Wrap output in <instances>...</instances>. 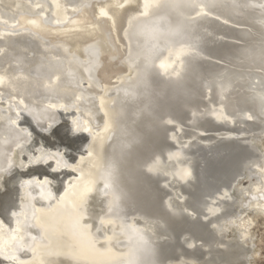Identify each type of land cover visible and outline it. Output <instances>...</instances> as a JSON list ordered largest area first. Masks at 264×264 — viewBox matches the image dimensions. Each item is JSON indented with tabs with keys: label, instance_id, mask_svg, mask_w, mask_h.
Instances as JSON below:
<instances>
[{
	"label": "bare ground",
	"instance_id": "obj_1",
	"mask_svg": "<svg viewBox=\"0 0 264 264\" xmlns=\"http://www.w3.org/2000/svg\"><path fill=\"white\" fill-rule=\"evenodd\" d=\"M96 1L101 2L94 10V2L88 8L93 15L76 18L69 16L74 11L65 10L69 17L58 20V25L54 26H45V21L51 23L50 19H43L49 11H41L39 7L44 9V5L39 2H30L33 8L29 12L40 10L44 17L38 14L21 18L24 29L34 24L39 26L40 31L34 33L50 43L52 54L59 55L56 52L58 46L68 47L70 55L74 54L79 64L89 71L94 85L80 68H71L68 63L66 67L70 68H62L64 64L55 67V61L47 62V53L45 58L38 56L30 61L18 55L15 61L21 62L23 68H0V112L8 110L9 116H14L12 111L16 110L21 117L18 102L32 99L36 105L40 104L41 111L38 109L34 117L41 129L51 130L59 122L64 124L65 116L73 123L75 132L88 136V140H82L78 149L72 150L74 155L68 158L64 151L71 149L66 144L50 145L46 140L40 143V137L28 124H18L20 132L31 133V142L13 129L12 121L15 123L18 118L8 121V115L5 118L0 115V127L6 129L9 138L8 141L0 139V264H138L132 257V245L138 242V247L142 248L147 244L144 239L158 245V257L148 264H223L240 258L241 264L245 261L256 263L257 257L251 259L250 252L244 257L241 251L246 243L244 232L236 240L222 245V241L218 243L213 239L212 222L229 212V206L221 204L217 207L215 202L229 198L232 189L237 190L239 206L249 205L264 214V158L260 160L250 145V141L264 139V0H213L212 5H208L207 0H197L204 9L194 12L186 4L183 12L189 18L204 12L215 18L213 30H218H211L210 41L216 46L212 54L204 56L208 64L201 68L204 74L197 79L198 83L189 80L193 83L189 96L184 97L187 102L184 106L177 103L179 97L173 87H155L158 95L153 97L151 114L157 116L156 122L167 130L160 137L146 135L145 144L124 156L122 161L128 160L125 164L123 161L124 168L119 169L120 173H126L127 179L137 182L141 178L143 184L140 187L151 201L148 210L133 208V213L108 212L106 196L109 191L102 190L105 173L102 168L109 146L103 142L111 134V93L122 92L118 90L119 84L140 70L127 62L123 34L130 21L141 18L145 0ZM241 1L244 2L242 7ZM228 2L237 6V14L240 13L236 22L226 18V9L233 6ZM72 4L74 10L82 6L80 0ZM210 6L215 7L213 11ZM87 20L90 22L86 23ZM13 22L16 21L10 24ZM13 30L0 28V35L8 36ZM51 37L58 39L51 41ZM88 37L91 40L84 42ZM149 37L137 50L139 56L155 53L154 42H162L153 39L154 36ZM73 38L82 41L71 45L67 40ZM116 43L121 45V66L125 71L117 75L113 83L103 84L98 75L100 68L96 65L92 68L95 63L91 58L98 54V50L95 52L97 45L102 55L113 58ZM192 43L172 45L168 55L173 57L158 60L159 67L154 69L174 74L180 69L177 68V56L191 55L195 51ZM102 62L100 60V66ZM65 72L69 75L65 76ZM71 77L73 81L78 80L79 91L72 86ZM55 81L56 85L53 84ZM51 84L55 85L52 89ZM50 90H56L54 95H47L52 99L43 98L41 92ZM35 95L42 96L37 99L39 103L33 98ZM73 105H76L74 113L68 114ZM30 107L26 104L25 110ZM59 109L66 114L61 115ZM128 161L132 165H127ZM161 163V168H166L163 172L167 179L163 180V186H167V191L162 190L158 180L145 174H159ZM163 172H160L162 176ZM244 180L251 182L243 186ZM220 184L226 187L223 191L219 188L221 192L213 196ZM16 186L20 188V197L18 206H13ZM103 195L105 201L99 198ZM205 196H210L212 202L206 203L209 205L207 214L203 212L206 216L201 219L196 211ZM118 204L122 205L121 202ZM165 204L173 208L167 220L155 215L162 213ZM97 207H103L100 213ZM146 212L149 216H145ZM161 221L164 223L160 227ZM100 230L101 240L98 239ZM141 232H147L148 236L145 233V237H140ZM166 239L167 244L161 243ZM120 241H127L126 245L122 244L123 250L115 248Z\"/></svg>",
	"mask_w": 264,
	"mask_h": 264
},
{
	"label": "water",
	"instance_id": "obj_2",
	"mask_svg": "<svg viewBox=\"0 0 264 264\" xmlns=\"http://www.w3.org/2000/svg\"><path fill=\"white\" fill-rule=\"evenodd\" d=\"M75 1L78 0H0V28L15 29L9 32L10 34L8 36H6V34L0 35V68H23L21 62L15 61V58H18V55L19 57H24L25 59H27V61H30L31 58L38 59V56L45 58V55L47 53L49 56L48 58H46L47 62L55 61V67H57V65L59 64H64L62 68H70L66 67V63H68L70 64L71 68H80L82 69V73L85 74L90 83L94 85V81L89 71L86 68L82 67V64H79L74 54L70 55L68 47H56V52L57 54H59L58 56H56L50 51L53 49L49 47L50 43L47 40L43 39L40 35H38V33H34L36 30H39L38 25L34 24L32 26H29L31 27L29 29H24L21 25V18L25 16L38 15L40 14V10L45 11V9L49 11L48 15L44 17L42 16V14H40V16L44 17V20L50 19L51 21V23L45 21V26L58 25V20L63 19L69 14L66 13L65 10H67L68 12L74 11L69 16H78L83 14L89 8V6H91V4L95 2V0H80L82 6L80 8H77V10H74L72 2ZM196 1L197 0H145L142 7L143 12L141 18L137 20L133 19L127 24L125 34H123V39L126 43V51L128 55L127 62H129V65H132L134 67H140V70L134 71L131 79L119 84L118 90L120 89L122 90V92L113 91L111 93L113 95L111 104V110L113 111V113L111 114L112 127L110 128V137L107 138L106 142L105 140L103 142L107 144L109 148L106 152V160L102 168V172H105L102 176L104 180H102V183L105 185H103L102 190L109 192L111 191L110 193L108 192V195L106 196L108 198L106 201V204L109 208L108 212L118 210L119 212L123 211L121 213H133V210L136 208H143L144 211L148 210L147 207H149V203L151 201L147 195L144 196V188L140 187V185L143 184L142 181H140L142 179L140 178V180H138L137 182L132 178L127 179L126 173H120L119 169L120 167L124 168V164L128 160H123V164L122 159L124 158V156H128L132 153L134 148L145 144L146 135L153 134L154 137H160L162 136V132L164 134V130H167V127H164L156 122L157 116L154 117L151 114L154 109L153 97L155 95H158L155 87L163 86L166 88L173 87L174 89H176V93L179 94H177V96L179 97L177 103H179V106L182 107L185 105V103H187L184 101V97L189 96L188 91L191 89L190 86H192V83L198 78L201 79V76H203L204 74V72L201 73V68H203L205 64H208L205 63L204 56H209L210 54H212V49H214V47L216 46L215 44L213 45L210 41V38L212 37L210 32H216L218 29L213 30V19L215 18H210V16L206 12L197 14L192 18H189L183 12L186 4L190 5L192 12H194L195 10L200 11V9H204L203 4L199 3V1ZM30 2H32L33 4L39 2L38 4H41V6L44 5V9L39 7V11L29 12V9L33 8ZM210 3L212 5L213 0H207V4L209 5ZM228 3L230 5H233L232 2ZM235 3L238 2H234V4ZM243 3L244 2L241 1V7ZM207 4L206 8L208 7ZM69 5H71L72 7H69ZM210 8V11H213L215 7L213 6L212 8V6H210ZM226 11V18L229 17L230 19H232V22H236V19H240V13L237 14V6L233 5L231 7H228ZM218 12L222 15L219 10ZM13 20L16 21L15 24L14 22L10 24V22ZM36 27H38V29ZM228 29L231 30L230 27ZM152 36H154L153 39L162 40L161 43H158V41L157 43L154 42L157 47V51H155V53H151L150 55L146 54L145 56H139L141 54H138L137 50L144 46V39H146L147 37L151 39ZM162 37H165V39ZM9 39L11 41H9ZM167 40L169 41L167 42ZM137 42L138 45H136ZM189 42H193L192 44H194L195 51L191 52L192 56L186 54L177 56V68H180L178 71H176L174 74H167V70H159L157 72L154 69L156 67H159L158 60H162L165 58L167 59V56L173 57L172 54L168 55V53L171 51L172 45L175 46V44ZM96 48L98 49H96L95 52L98 50V54L95 55L94 58H91L92 62L95 63L92 68H94L95 65L96 68H100V60L105 55L101 54V48L99 47V45H97ZM41 63H43V61H41ZM64 75L67 76L69 75V73L65 72ZM160 77L161 79H159ZM69 79L73 81L72 77ZM189 80H193V82ZM196 82L198 83V80ZM56 83L57 81L53 82V84L55 85ZM55 85L50 86V88L52 89V87H54ZM72 86L75 87L77 91H79L80 86L78 80L75 79ZM139 88L144 90L141 92ZM56 90H50L48 91V93H41H44L43 98L46 97L52 99V96L49 97L47 95H54ZM82 92L85 91L83 90ZM207 92L208 91L205 92L204 97L207 96ZM33 98L37 100L39 98H42V96L35 95V97L33 96ZM57 99L59 100V98ZM39 102L40 101H38V103ZM26 104L31 105L30 108H26L27 110H25ZM36 104L37 103H33L32 99L26 100V102L20 100L18 102V105L20 108L21 117L17 115L16 110L12 111L14 116H9L10 114L8 110H1L3 113L0 112V115L4 118L8 115V121L13 120V118H18L19 120L17 122L14 123V121H12V127L18 133L20 132L18 124L26 123L30 126L32 132L42 137L47 141V143H50V145H54L58 142L66 144L71 149L69 153L67 152L68 156L73 154L72 150L78 149L82 140H88V136L83 132L80 133L73 130V123L70 119L64 116L66 112L62 109H59L58 112L64 116V124H60L61 122H59L56 124V126H53L51 130L41 129L36 123V120L38 119L34 117V113L37 112L38 109L39 111H41L38 106L40 104ZM75 106L76 105H73L72 111L68 112V114L74 113ZM208 124L212 125L214 123ZM20 134L28 137L29 141H33L32 138H30L31 133L29 131H21ZM53 135H56L58 139H54L52 137ZM0 139H7L6 129H4L3 127H0ZM8 140L9 138L7 139V141ZM72 157L73 156H71V158ZM164 162L166 161L164 160ZM164 162L162 161L163 164L167 163ZM162 163L158 168L160 170L159 174L157 172L154 174V176L152 174H147V172L145 174L149 177H153V179H156V181L158 180L162 190L167 191V186H163V180L167 179L165 173L163 172L166 171V168H161ZM127 165L132 164L130 163V161H128ZM38 168H40V166ZM160 172H163L164 175L162 176ZM14 192L16 193V197L14 196L13 206H18L17 201L20 197L19 186H16ZM120 202L122 205L118 204ZM116 205H118V207H116ZM126 206L127 210L124 211ZM171 209L173 208L165 204L164 206H162V215H155L161 219L167 220L166 218L171 217ZM144 214L145 216H149V212H146ZM144 214H141L140 216H144ZM112 216L114 217V215ZM10 217L11 221H13V216ZM6 220L11 223V221L7 218ZM163 223L164 222L161 221V224H159L160 227ZM165 230H167V228H165ZM145 233L146 236H148L147 232ZM144 241H146L147 244L142 248L138 247V242H135L132 245V257H134L138 264H143V261L144 264H148V261L155 259V257H158L157 243H150L147 239H144ZM161 243L167 244L168 241L166 239Z\"/></svg>",
	"mask_w": 264,
	"mask_h": 264
},
{
	"label": "rangeland",
	"instance_id": "obj_3",
	"mask_svg": "<svg viewBox=\"0 0 264 264\" xmlns=\"http://www.w3.org/2000/svg\"><path fill=\"white\" fill-rule=\"evenodd\" d=\"M99 2H101V1H99ZM99 2L96 1L93 3V5H92L93 10L96 8V6ZM90 14L93 15L92 12L89 11V9H87L83 14L76 16V18L79 16H84V15L91 16ZM89 22H90V20L86 21V23H89ZM105 24H107V23H105V22L103 23V25L105 26V30L108 31L109 27H106ZM109 31H108V33H109ZM57 39H58L57 37H51V41H55ZM90 40H91V38L89 39V37H88L84 40V42L90 41ZM77 41H82V40L80 38H73V39L67 40V42L71 45H74ZM117 46H118V48H117ZM115 47L116 48L113 50V53L111 55L113 58H110L108 55H104V57L101 59V62L102 61L103 62L101 63V67L99 69L98 75H99V78L103 84L113 83V80L116 78V76L125 71V67L121 66L122 65L121 60L123 58L122 57L123 53L121 51V45H119V44L117 45V43H116ZM107 62L108 63L110 62V63L108 64ZM53 138L56 139L57 137H53ZM39 139L41 140L40 143L45 142V140L42 137H40ZM58 143H60V142H58ZM250 145H252V147H253L254 154L259 156V159L261 158L260 160H263V158H264V139L260 140V141H256V140L250 141ZM64 148H65V146H64ZM64 152L67 155V152L69 153L70 151L65 150ZM23 155H25V154H23ZM17 158H18V155H16V160H17ZM68 158H69V156H68ZM250 182L251 181H249V180H244L241 182V184L243 186H248L250 184ZM216 187L218 188V190L217 189L215 190V192L212 194L213 196L217 195L216 192L218 193V192L223 191V189L226 187V185L223 186L220 184L219 187L218 186H216ZM219 188L220 189L222 188L221 191ZM235 190L236 189L231 190V193H230L231 195L229 198L223 199L222 201H219V203H218V201L215 202L217 207H219V205H221V204H222L221 206H224V205H227L226 207L229 206L228 207L229 212L227 214H223L219 219H216L214 221L212 220L213 221L212 225L214 227V231H213L214 233H212V236L215 237L213 239L215 241L218 240L217 241L218 243H220L222 241L223 243H220V244L226 245L228 243V241L229 242L234 241L237 238L241 237V233L244 232V235L246 238V243L241 247V249H242L241 251L243 252L244 257L249 252L251 254L250 255L251 259H252V257L253 258L257 257L256 263H251L249 261H245V264H264V214L259 212V210L256 208H251L249 205H248L249 207L245 205L249 210H247V211L243 210L246 207H241L238 205V200H240V198H239V195H237L238 194L237 190L236 191ZM232 196L234 198H232ZM99 198L101 201H105L104 195L99 197ZM235 200H237V201H235ZM211 202L212 201H211L210 196L203 197V203L201 206H199L198 210L196 211V214H197V216L199 215L198 216L199 218L202 219L206 216L205 214H203V212L207 214V212H205V211H207L206 209H208L207 207L209 205H206V203L208 204ZM224 202H226V203H224ZM101 203L103 204V202H101ZM102 208L103 207H97L96 208L98 213H100L102 211ZM231 208H232V210H230ZM203 209H204V211H203ZM252 209H254V210H252ZM240 210H241V212H240ZM233 212H234V214H233ZM237 216H239V217H237ZM208 221H211V218H208ZM100 233H101V230H100L99 234ZM101 234L99 236L98 232H97L96 236L97 237L99 236L98 237L99 240H101V237H102ZM139 235H140V237H144L145 233L141 232ZM196 236H194V237L196 238ZM225 239L227 241H223ZM125 242H127V241H120L119 243H117L115 248L119 247L118 249L121 248L120 250H123L125 248L123 245L124 244L126 245ZM117 252H119V251H117ZM241 259L242 258L238 259V261L229 260V263H226V262H224V263L225 264H241L239 262V261H241Z\"/></svg>",
	"mask_w": 264,
	"mask_h": 264
}]
</instances>
